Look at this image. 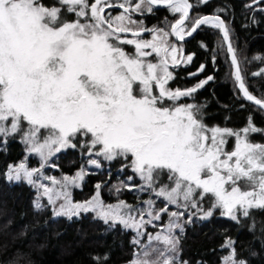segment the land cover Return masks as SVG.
<instances>
[{
    "label": "snow or ice",
    "instance_id": "1",
    "mask_svg": "<svg viewBox=\"0 0 264 264\" xmlns=\"http://www.w3.org/2000/svg\"><path fill=\"white\" fill-rule=\"evenodd\" d=\"M208 2L0 0V144L19 136L27 152L40 159L37 168L26 162L8 165L3 175L37 190V210L45 207L41 201L46 198L54 216L71 220L94 213L109 228L133 231L131 242L140 251L129 264H189L180 258L176 234L183 233L184 223L219 211L239 224L252 210H264V143L250 139L264 129L251 117L239 130L206 124L201 111L206 105L186 98L212 76L190 88L170 86L175 79L171 69L193 60L170 38L184 41L206 25L222 33L242 97L264 111V97L246 86L225 19L190 15ZM159 7L179 14L168 30L149 28L137 18ZM245 7L264 12V0H250ZM203 71L201 65L191 75ZM262 74L264 68L253 73ZM68 149L78 151L86 165L72 176L45 175L50 158ZM102 161L119 162L120 172L132 173L127 183L113 185L116 194L137 191L149 198L138 204L105 203L103 184L97 183L89 199L74 202L70 189L81 186L87 167L99 169ZM164 216L167 224L149 232ZM222 247L230 250L222 264H247L237 257L231 238ZM96 260L103 264L107 257Z\"/></svg>",
    "mask_w": 264,
    "mask_h": 264
},
{
    "label": "trees",
    "instance_id": "2",
    "mask_svg": "<svg viewBox=\"0 0 264 264\" xmlns=\"http://www.w3.org/2000/svg\"><path fill=\"white\" fill-rule=\"evenodd\" d=\"M195 3V0H190ZM250 0H209L200 4L190 15L219 14L230 30V40L236 49L242 75L249 91L264 97V74L254 76L264 68V12L245 7ZM218 9L224 12L217 13ZM173 16L165 7L154 10V14L137 17L147 27L169 29ZM219 30L202 26L184 41H173L182 45L184 54H193L188 64L171 69L175 79L173 88H190L207 76H212L204 88L199 89L187 102L204 106L201 111L206 124L239 130L245 127L249 117L253 124L264 129V111L247 101L238 91L233 75V65L228 60L225 43ZM150 39L149 34H145ZM205 47H201V45ZM261 57V59H254ZM201 65L204 71L196 73ZM253 142H264V134H251ZM25 145L19 137H9L6 144H0V264H98L96 257H107L103 264H129L134 253L140 250L132 244L135 233L117 225L109 228L103 221L94 219L93 213H82L69 220L54 216L51 208L37 210L34 207L36 190L26 181H8L3 173L8 165L22 160ZM34 164L36 158L30 157ZM57 169L45 171L53 176L72 175L86 165V159L78 151L68 149L56 154L52 160ZM97 169L87 167L81 187L71 193L75 200L91 197L97 183H102L101 198L105 203L124 200L138 204L149 198L148 193L122 190L116 194L113 185L127 183L131 171L120 172V163L102 161ZM56 174V175H55ZM140 183L139 180L134 181ZM154 198V197H153ZM159 206L160 202H157ZM175 208H170L174 210ZM165 218V216H164ZM164 218L159 221L163 222ZM180 258L189 264H220L228 253L223 248L228 238L235 241L237 257L247 264H264V210H252L250 218H240V223L222 216L217 211L212 217L202 220L193 217L191 223H184L180 233Z\"/></svg>",
    "mask_w": 264,
    "mask_h": 264
},
{
    "label": "rangeland",
    "instance_id": "3",
    "mask_svg": "<svg viewBox=\"0 0 264 264\" xmlns=\"http://www.w3.org/2000/svg\"><path fill=\"white\" fill-rule=\"evenodd\" d=\"M175 43H176V42H175ZM208 125H209V124H208ZM209 126H212V125H209ZM17 137H19V136H17ZM19 138H20V137H19ZM250 139L253 140V139L251 138V136H250ZM233 143H234V139H231V138H230V140H229V144H228V148H229V149H231ZM258 143H262V142H258ZM263 143H264V142H263ZM24 145H25V144H24ZM25 149H26V146H25ZM24 154H25V155H24L23 159L17 161L15 165H18V164L21 163V162H26L29 168H37V167L40 166V159H39L38 156H36V155H30V154L27 152V150H25V153H24ZM57 154H58V153H57ZM30 157H35V158H36V164L33 163L34 160L32 161V160L30 159ZM53 157H54V156H53ZM53 157L50 158V160H49V167H47V168L45 169V171H50V170H55V169H57V166L55 165V163L52 162ZM12 165L15 166L14 164H12ZM52 165H55V166L53 167ZM77 171H78V170H76L75 173H76ZM75 173L72 174V175H75ZM45 175L53 176L52 174H51V175L46 174V172H45ZM55 175H56V174H55ZM72 175H69V176H72ZM54 177H56V178L59 179V178H61L62 176H60V177H59V176H54ZM23 181H24V180H23ZM15 182L17 183V181H15ZM81 183H82V182H81ZM26 184H27V182H26ZM80 187H81V186H80ZM80 187H73V188H71L70 190L72 191L74 188H75V189H76V188H79V189H80ZM35 190H36V189H35ZM36 192H37V190H36ZM36 195H37V193H36ZM89 198H90V197H88V198H83V199H81V200L79 201V200H75V199L73 198V195H72V199H73L74 202H82V201L87 200V199H89ZM41 202L47 205V200H46V198H44ZM117 202H118V201H116L115 203H117ZM113 204H114V203H113ZM48 206H49V207L51 208V210H52V206H50V205H48ZM161 206H162V205H161ZM205 207H207V205H205ZM174 210H175V209H174ZM52 214H53V212H52ZM93 214H94V213H93ZM53 215H54V214H53ZM167 222H168V217L165 216L163 222H159V221L154 222V223L158 226L157 228L153 229V228L149 227L148 231H149V232H153V233H154L155 231H159V230H160V227L166 225ZM143 243H147L146 238H145V240L143 241ZM139 251H140V250H138L137 252H139ZM228 253H229V251H228ZM228 253H227L226 255H228ZM226 255H225V256H226ZM221 260H222V259H221ZM203 264H207V263H203ZM220 264H222V261L220 262Z\"/></svg>",
    "mask_w": 264,
    "mask_h": 264
},
{
    "label": "water",
    "instance_id": "4",
    "mask_svg": "<svg viewBox=\"0 0 264 264\" xmlns=\"http://www.w3.org/2000/svg\"><path fill=\"white\" fill-rule=\"evenodd\" d=\"M194 34V33H193ZM221 36H222V33H221ZM173 39V41H176L177 42V40H176V38L173 36L172 37ZM185 39H188V37H186ZM221 39H222V37H221ZM223 40V39H222ZM225 43V42H224ZM225 50H227V45H226V43H225ZM228 54V53H227ZM228 60H230V63H231V57H230V55L228 54ZM233 70H234V68H233ZM239 91V90H238ZM252 103V102H251ZM253 104V103H252ZM254 105V104H253Z\"/></svg>",
    "mask_w": 264,
    "mask_h": 264
}]
</instances>
